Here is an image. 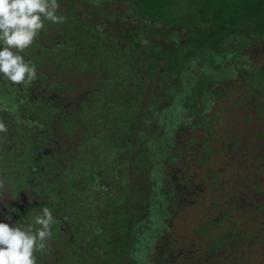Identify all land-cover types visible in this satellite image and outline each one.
<instances>
[{
    "label": "trees",
    "instance_id": "obj_1",
    "mask_svg": "<svg viewBox=\"0 0 264 264\" xmlns=\"http://www.w3.org/2000/svg\"><path fill=\"white\" fill-rule=\"evenodd\" d=\"M86 4L93 6V12L87 14L84 8L86 14L75 17L78 6ZM57 14L65 21H45L39 38L21 53L35 65L38 61L43 65L46 54L53 66L44 72L37 68V79L28 87L12 85L0 76V106L17 108L14 114L9 112L8 131L0 133V177L8 175L9 182L21 177L26 159L30 184L25 185L42 196L36 183L39 178L50 179L45 194L53 200L24 208L28 211L23 216L19 209L10 216L30 223L28 217L46 206L57 220L51 229L55 240L61 239L67 249L72 242L60 238L64 230L72 241L80 235L79 246L86 245L87 250L73 257L81 263L140 261L144 252L135 245L137 228L153 220V203L159 201L144 197L148 186L142 179L137 186L133 179L147 175L150 163L155 164L157 176L162 175L158 171L167 157L166 144L153 129L176 126L188 109L206 111L210 91L238 75L246 76V92L253 101L259 98L264 108V63L254 65L245 51L264 43V0H188L180 13L175 12L174 0H72L67 10ZM146 30H151L152 40L146 38ZM46 31L53 32V40L48 41L54 46L63 42L56 54L39 42ZM228 71V77L219 78V72ZM57 72L71 74L72 83L74 76L87 75L91 89L78 100L74 83L75 93L67 99L69 84H48L41 77ZM199 73L201 80H197ZM48 87L57 89L53 98L44 94ZM2 114L0 110V120ZM54 125L68 142L53 138L52 152L46 148ZM45 163L48 170H39ZM161 182L162 176L157 186L165 194L168 190ZM216 220L220 227L223 218ZM131 248L139 258L129 255Z\"/></svg>",
    "mask_w": 264,
    "mask_h": 264
},
{
    "label": "rangeland",
    "instance_id": "obj_2",
    "mask_svg": "<svg viewBox=\"0 0 264 264\" xmlns=\"http://www.w3.org/2000/svg\"><path fill=\"white\" fill-rule=\"evenodd\" d=\"M62 1L59 9L61 13L72 3V0ZM187 3L188 0H174L175 12L180 13ZM78 8L80 12H75V17L85 15V10L87 14L93 12L92 5H79ZM166 27L164 25L155 29ZM150 31H145L146 38L152 40ZM46 32L47 35L39 42L43 49L54 48L52 53L56 54L60 51L59 44L63 42L54 46L53 42L48 41L53 40V32ZM247 49L246 55H250L249 59L254 65L264 63V43L253 44ZM241 55L245 56L243 52ZM46 57L45 54L43 65L36 62L40 72L53 66V59L48 60ZM36 58L41 56L37 54ZM25 59L29 60V57ZM227 66L229 68L230 64ZM219 73V78L229 76V71L226 74ZM71 76L65 72L63 75L57 72L55 76L53 73L51 76L41 74V77L47 78L48 84L57 81L63 85L69 84L67 99L75 93L74 83L77 84L75 96L81 100L80 96L84 97L91 89V79L87 75H73L76 82L72 83ZM245 77L238 75L216 85L210 91L211 98L206 111L196 109L195 113L188 109V112H182V118L176 126H165V130L161 128L157 132L153 129V134L160 135L161 142L166 144L162 145L167 148L164 154L167 157L158 171L162 175L157 176L155 164L150 163L147 175H136L133 181L138 186L142 179L148 186L144 197L159 203H153L155 207L153 215H150L154 216L153 220L147 219L144 225L140 223L137 244H131L143 250L140 261L134 259L126 264H264V108L259 98L253 101L246 92L243 84ZM197 80H201V73L197 75ZM62 89L57 96H61ZM56 91V88L48 87L44 94L53 98ZM8 117L9 112L3 111L1 120L7 126ZM42 117L46 118L47 114L43 112ZM162 124L160 122V127ZM54 128V135L46 148L52 152L53 138L63 144L68 142L59 126L54 125ZM21 166L25 171L21 177L10 179L9 182L4 175L6 185L21 187L26 182L30 184L27 180L29 171H26L28 160L25 159ZM47 167L48 163H45L39 170H48ZM161 176V187H167L168 190L165 194L159 193L157 186V179L161 180ZM50 182V179H38L36 186L42 192L38 201L35 195L39 192L32 191L30 185L24 186L29 188L27 192L14 193L8 190L0 201V222H17L10 216L11 208H37L40 200H51L53 203L45 194ZM162 201L165 202L164 206ZM32 203L35 205L32 206ZM145 211L146 208L143 213ZM148 215L147 211L143 217ZM218 218H223L220 227L216 220ZM211 227L213 230L209 232ZM60 238L71 240L72 246L66 249L61 239L52 238L44 253H36L37 264H62L67 254L69 257L64 264H84L81 259L73 257L77 251L87 250L86 245L84 248L79 246L82 243L80 235L73 236L72 241L64 230ZM140 239L144 241L139 245ZM129 255L139 258L132 248ZM78 257L82 258L80 255ZM85 262L89 263L88 260ZM122 262L121 258L120 264Z\"/></svg>",
    "mask_w": 264,
    "mask_h": 264
},
{
    "label": "clouds",
    "instance_id": "obj_3",
    "mask_svg": "<svg viewBox=\"0 0 264 264\" xmlns=\"http://www.w3.org/2000/svg\"><path fill=\"white\" fill-rule=\"evenodd\" d=\"M59 0H0V76L12 85L28 87L37 79V68L21 53L29 49L45 29V21L61 24ZM0 110L15 113V105L7 103ZM18 119V118H17ZM8 131L0 120V133ZM6 182L0 177V201L6 195ZM13 223L0 222V264H37L36 253H44L53 237L52 225L57 223L52 211L43 207L41 213Z\"/></svg>",
    "mask_w": 264,
    "mask_h": 264
},
{
    "label": "flooded vegetation",
    "instance_id": "obj_4",
    "mask_svg": "<svg viewBox=\"0 0 264 264\" xmlns=\"http://www.w3.org/2000/svg\"><path fill=\"white\" fill-rule=\"evenodd\" d=\"M5 176H6V179L9 180V176H8V175H5ZM2 177H4V175H2ZM4 178H5V177H4ZM10 187H11L10 184L6 185L7 191H8V190H11V191L14 192V193H17V192H27L26 189H29L28 187H26V188H21V189H19V187H16V186H12V188H10ZM40 197H41V196L38 197V195H35V198H36L37 201L39 200ZM40 202H41V200H40ZM24 208H25L24 206H23V208H16V209H19V210L22 211V212H21V215H22V216H23V214L25 215V212H26V211H28L27 209L25 210ZM13 211H15L14 208H11V210H10V214H12ZM12 219L15 220V217L12 216ZM15 221H16V220H15ZM52 238H53V237H52Z\"/></svg>",
    "mask_w": 264,
    "mask_h": 264
}]
</instances>
